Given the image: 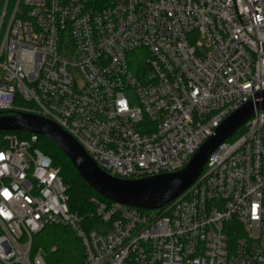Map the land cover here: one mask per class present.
<instances>
[{
  "label": "built area",
  "instance_id": "2783aa9c",
  "mask_svg": "<svg viewBox=\"0 0 264 264\" xmlns=\"http://www.w3.org/2000/svg\"><path fill=\"white\" fill-rule=\"evenodd\" d=\"M7 2L0 110L52 120L112 176L179 170L264 90V0ZM240 128L161 208L91 198L85 215L36 134L1 132L0 264H47L56 246L35 238L50 225L83 264H264V109Z\"/></svg>",
  "mask_w": 264,
  "mask_h": 264
},
{
  "label": "water",
  "instance_id": "95a60500",
  "mask_svg": "<svg viewBox=\"0 0 264 264\" xmlns=\"http://www.w3.org/2000/svg\"><path fill=\"white\" fill-rule=\"evenodd\" d=\"M264 109V90L226 116L179 170L140 178H119L106 173L78 142L57 123L32 113L0 115V132H28L52 143L79 177L99 196L140 209H158L176 198L200 175L208 156L229 139L255 111Z\"/></svg>",
  "mask_w": 264,
  "mask_h": 264
},
{
  "label": "trees",
  "instance_id": "16d2710c",
  "mask_svg": "<svg viewBox=\"0 0 264 264\" xmlns=\"http://www.w3.org/2000/svg\"><path fill=\"white\" fill-rule=\"evenodd\" d=\"M5 0H0V10ZM14 0H8L7 10L10 12ZM11 114L9 111H1L0 115ZM242 128L236 132L235 136L242 132ZM20 138L29 136L28 132H15ZM37 146L49 155L55 166L59 167L60 175L66 186L69 209L79 215H85L93 211L91 198L110 203L111 201L99 196L79 177L77 172L69 163L68 159L57 148L47 140L38 136ZM36 245H41L45 249L56 246V251L48 253L47 264H83V251L79 240L66 227L50 225L46 226L36 237Z\"/></svg>",
  "mask_w": 264,
  "mask_h": 264
},
{
  "label": "rangeland",
  "instance_id": "374dc122",
  "mask_svg": "<svg viewBox=\"0 0 264 264\" xmlns=\"http://www.w3.org/2000/svg\"><path fill=\"white\" fill-rule=\"evenodd\" d=\"M199 50H200V52L202 53V54H206V52H207V48L205 47V46H201L200 48H199ZM237 131H239V129L237 130ZM15 133V132H14ZM0 134H1V132H0ZM37 237V236H36ZM36 239V238H35Z\"/></svg>",
  "mask_w": 264,
  "mask_h": 264
},
{
  "label": "clouds",
  "instance_id": "9594fccd",
  "mask_svg": "<svg viewBox=\"0 0 264 264\" xmlns=\"http://www.w3.org/2000/svg\"><path fill=\"white\" fill-rule=\"evenodd\" d=\"M4 195H5V196H7V195H8V193H7V192H5V193H4ZM5 211H6V210H5ZM9 215H10V213H9ZM0 255H2V252H0Z\"/></svg>",
  "mask_w": 264,
  "mask_h": 264
}]
</instances>
